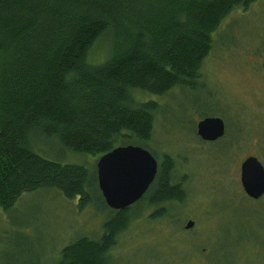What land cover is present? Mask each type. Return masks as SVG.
Masks as SVG:
<instances>
[{"label":"trees","instance_id":"16d2710c","mask_svg":"<svg viewBox=\"0 0 264 264\" xmlns=\"http://www.w3.org/2000/svg\"><path fill=\"white\" fill-rule=\"evenodd\" d=\"M255 1L0 0V208L41 190L89 207L100 190L88 169L44 159L31 149V136L100 157L126 146L151 151L158 106L138 100L139 93L195 88L214 34ZM104 40L107 58L92 65L90 54ZM175 166L165 155L143 199L112 211L100 240H76L58 264H109L136 207H160L151 218L164 219V205L185 202Z\"/></svg>","mask_w":264,"mask_h":264},{"label":"rangeland","instance_id":"374dc122","mask_svg":"<svg viewBox=\"0 0 264 264\" xmlns=\"http://www.w3.org/2000/svg\"><path fill=\"white\" fill-rule=\"evenodd\" d=\"M108 48L107 40L98 42L89 63L103 64ZM263 62L264 0H256L231 13L214 34L195 88L139 93L138 100L158 106L150 149L158 163L165 155L175 159L174 181L187 198L164 205V219L151 218L160 207H136L109 264H264V196L248 198L240 176L248 157L264 165ZM208 117L226 125L225 136L213 143L197 135V124ZM30 146L49 161L86 167L98 187L99 155L71 152L39 133ZM112 211L100 192L84 210L79 199L55 190L26 193L12 209L0 208V264H58L76 240H100ZM189 221L195 226L186 230Z\"/></svg>","mask_w":264,"mask_h":264},{"label":"water","instance_id":"95a60500","mask_svg":"<svg viewBox=\"0 0 264 264\" xmlns=\"http://www.w3.org/2000/svg\"><path fill=\"white\" fill-rule=\"evenodd\" d=\"M264 70V62L262 64ZM225 123L208 117L197 125V135L204 141L216 142L225 136ZM159 163L146 149L137 146L118 147L100 157L97 164L98 187L107 207L125 211L147 194L158 173ZM241 185L253 200L264 196V165L251 156L241 164ZM195 226L189 221L185 229Z\"/></svg>","mask_w":264,"mask_h":264},{"label":"bare ground","instance_id":"6f19581e","mask_svg":"<svg viewBox=\"0 0 264 264\" xmlns=\"http://www.w3.org/2000/svg\"><path fill=\"white\" fill-rule=\"evenodd\" d=\"M225 132H226V129H225ZM199 137V136H198ZM200 138V137H199ZM201 139V138H200ZM202 140V139H201ZM204 141V140H202ZM204 142H207V141H204ZM127 147V146H126ZM148 151V150H147ZM151 153V152H150ZM135 205V204H134ZM132 207V206H131ZM116 212H120V211H116Z\"/></svg>","mask_w":264,"mask_h":264},{"label":"flooded vegetation","instance_id":"af4514ba","mask_svg":"<svg viewBox=\"0 0 264 264\" xmlns=\"http://www.w3.org/2000/svg\"><path fill=\"white\" fill-rule=\"evenodd\" d=\"M225 128H226V125H225Z\"/></svg>","mask_w":264,"mask_h":264}]
</instances>
